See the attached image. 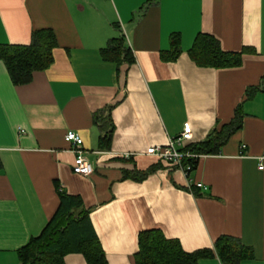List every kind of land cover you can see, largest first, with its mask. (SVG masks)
Returning a JSON list of instances; mask_svg holds the SVG:
<instances>
[{"label": "crops", "instance_id": "obj_1", "mask_svg": "<svg viewBox=\"0 0 264 264\" xmlns=\"http://www.w3.org/2000/svg\"><path fill=\"white\" fill-rule=\"evenodd\" d=\"M44 29L57 37L55 61L31 83L15 85L0 61V264H22L60 192L82 198L108 264H136L148 230L189 253L214 251L199 264H223L222 237L252 250L241 264H264V0H0L1 45H30ZM200 34L243 52L242 65L199 66L190 52ZM175 35L182 52L172 59ZM122 36L132 64L103 55ZM238 109L242 128L190 173L147 154L189 123L193 139L176 143L187 152ZM97 115L113 130L110 149ZM70 131L84 141L91 176L73 171ZM65 264L88 263L70 254Z\"/></svg>", "mask_w": 264, "mask_h": 264}, {"label": "trees", "instance_id": "obj_2", "mask_svg": "<svg viewBox=\"0 0 264 264\" xmlns=\"http://www.w3.org/2000/svg\"><path fill=\"white\" fill-rule=\"evenodd\" d=\"M122 36L113 40L103 50L105 57L112 56L119 65L133 63L131 49ZM58 40L50 29L33 34L30 45H1L0 61L4 62L15 85H26L33 81L34 74L48 70L55 61L54 52ZM172 59L182 52L178 35L172 38ZM192 59L201 67L228 69L239 67L243 62V52H226L220 42L208 34H200L190 52ZM109 55V56H107ZM243 116L240 109L230 124L216 130L203 143L192 144L186 151L195 155H217L232 134L242 128ZM102 136L101 146L110 149L113 130L108 129V119L96 116ZM191 163L192 172L198 160H186ZM189 172V173H190ZM57 185V189H58ZM60 189V188H59ZM59 191V190H58ZM60 206L46 229L39 237L20 251L22 264H65L70 254H82L88 264H108L107 255L92 225L89 211L84 208L82 198L60 192ZM215 252L223 264H241L252 259V250L239 240L222 237L215 244ZM214 251L206 249L189 253L178 240L168 239L160 230H148L139 235V252L135 255L136 264H199L203 259L214 256Z\"/></svg>", "mask_w": 264, "mask_h": 264}, {"label": "built area", "instance_id": "obj_3", "mask_svg": "<svg viewBox=\"0 0 264 264\" xmlns=\"http://www.w3.org/2000/svg\"><path fill=\"white\" fill-rule=\"evenodd\" d=\"M193 131L189 123L185 124L184 132L177 139H171L170 144L167 147H151L148 149L147 154L151 156H157L161 160L174 164L179 168L189 173L192 170V164H186V160H198L200 155H195L190 152L179 151L176 147V143L182 140H192ZM66 141L71 145L72 151L75 154L74 173L81 176H91L94 172V168L90 161L85 157L84 141L82 137L73 131H70L66 135ZM130 156V155H129ZM260 169H264V166H260ZM201 187L202 185H198Z\"/></svg>", "mask_w": 264, "mask_h": 264}]
</instances>
